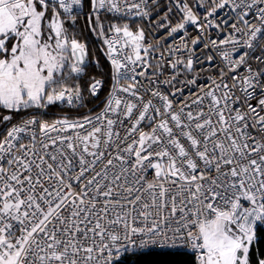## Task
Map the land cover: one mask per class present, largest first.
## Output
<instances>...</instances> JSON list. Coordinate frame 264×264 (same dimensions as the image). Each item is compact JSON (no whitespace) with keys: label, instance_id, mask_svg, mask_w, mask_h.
<instances>
[{"label":"snow or ice","instance_id":"1","mask_svg":"<svg viewBox=\"0 0 264 264\" xmlns=\"http://www.w3.org/2000/svg\"><path fill=\"white\" fill-rule=\"evenodd\" d=\"M155 7L0 0V264H264V0H169L149 37Z\"/></svg>","mask_w":264,"mask_h":264},{"label":"trees","instance_id":"2","mask_svg":"<svg viewBox=\"0 0 264 264\" xmlns=\"http://www.w3.org/2000/svg\"><path fill=\"white\" fill-rule=\"evenodd\" d=\"M81 26L83 25L84 16L81 14ZM85 33L89 39L92 40L93 44L99 43V38H97L93 33L89 32L87 29H85ZM96 57L99 58L101 65H100V71H103L106 68V59L102 55L101 49L95 50ZM97 75L100 74V72L96 73ZM110 88V81L108 82V85L104 88L103 91L99 93V99L91 100V102L86 103L85 108H81L79 110L76 109V106L74 107H66L62 104H57L56 106L50 107L47 110L46 119H55L58 115L62 113H67L69 116H74L79 113H84L86 108H90L93 112H97L100 107H102V104L100 103L101 100H103L104 96L107 94ZM21 116H23V113H21ZM20 118V117H17ZM0 131H3V125H0ZM260 229H258V234L260 233ZM253 259L257 256L264 255V239H259L254 242L253 244ZM126 260H138L141 262V264H161V262L164 261H172V262H180V264H187L188 261L192 259V256L189 255V252L181 251V250H152L149 252H146L143 256L139 257H126Z\"/></svg>","mask_w":264,"mask_h":264},{"label":"built area","instance_id":"3","mask_svg":"<svg viewBox=\"0 0 264 264\" xmlns=\"http://www.w3.org/2000/svg\"><path fill=\"white\" fill-rule=\"evenodd\" d=\"M149 3H153V0H149ZM156 3V7L154 8V10H152V14L150 17H143V18H138V17H131L129 19V22L132 23L134 26L136 24H141L145 27L146 32L148 33L149 37H152L153 33H156L157 36H163L165 35V31L163 29H157L156 25L160 22L159 21V17H161L163 15V12L167 10V6L169 4V0H155ZM190 4H195L196 0H189ZM199 11V9H196ZM201 15H203L202 12H200ZM232 15V12L229 8H225L223 10H218L217 16L220 19H224V18H228ZM178 14H173L169 16V19L172 20L173 23L176 22ZM187 31L189 33L188 37H185V39H189L190 37H193L197 34H199V29H196L193 25L189 24L187 26ZM217 33V30L215 28L211 29V31L207 34V35H211L213 38H215ZM180 36H183V31L181 30L180 32L173 34L172 37H169L167 40V43L169 44H175V45H179L181 43L180 41ZM203 46L202 44H198L197 45V49H198V54H199V49H201ZM159 53H157L158 55ZM165 55L167 56V53L165 52ZM201 59H203L201 57ZM200 65H197V68H200ZM204 68H207V65H203ZM244 69L241 68V72H243ZM212 73H207V72H202L201 73V79L198 80L199 84H206L207 80L204 79V76L206 75H210ZM177 87H179V85H177ZM192 91L195 92L196 89L193 86L192 87ZM185 95H187V90L184 93ZM66 107H74L73 106H69L67 104H62ZM99 111V110H98ZM97 111V112H98ZM46 118V116L44 117ZM154 250H170V249H154ZM175 251V250H172ZM184 251V250H181ZM185 252H189V251H185Z\"/></svg>","mask_w":264,"mask_h":264}]
</instances>
